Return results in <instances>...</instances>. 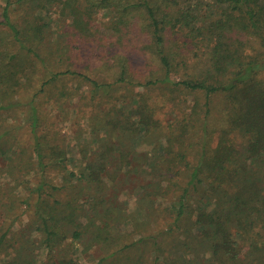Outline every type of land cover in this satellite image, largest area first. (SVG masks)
I'll return each instance as SVG.
<instances>
[{
	"label": "trees",
	"instance_id": "obj_1",
	"mask_svg": "<svg viewBox=\"0 0 264 264\" xmlns=\"http://www.w3.org/2000/svg\"><path fill=\"white\" fill-rule=\"evenodd\" d=\"M15 1L32 10L59 5L60 14L71 17L85 40L97 45L93 57L101 66L69 67L53 72L48 80L69 75L90 87L106 84L116 95L122 107L115 111L123 117H96L91 125L94 133H103L102 143L115 130L147 135L161 128L166 133L161 157L166 172L150 182V192L167 201L160 202L159 227L128 237L118 226L129 215L119 212L115 217L112 202L92 218L76 203L81 186L59 199L55 190L61 194L84 176L102 182L112 151L105 145L98 151L102 160L89 161L79 174L69 172L60 187H51L45 176L40 179L35 214L42 239L35 244L17 238L9 226L2 229L4 264H77L66 258L52 260L51 252L69 234L81 239L87 231L85 248L97 245L102 250L94 264H264V0ZM10 3L6 0L0 24L11 31L12 41L38 56L35 47L48 24L37 16L28 27L19 22L30 17L11 20ZM108 7V22L102 28L92 25L94 13ZM134 51L136 58L130 56ZM2 60L0 76L7 77L6 71L13 76L16 64L4 67ZM145 89L169 91V99H179L180 116L163 125L156 113L168 106L160 100L147 103ZM29 105L30 158L42 174L49 165L64 168L63 148L37 133V107L32 100ZM78 152L88 157L83 144ZM165 217L172 219L167 222ZM134 220V227L144 222ZM67 223L74 228L68 230ZM40 245L47 250L38 263Z\"/></svg>",
	"mask_w": 264,
	"mask_h": 264
},
{
	"label": "rangeland",
	"instance_id": "obj_2",
	"mask_svg": "<svg viewBox=\"0 0 264 264\" xmlns=\"http://www.w3.org/2000/svg\"><path fill=\"white\" fill-rule=\"evenodd\" d=\"M5 3L6 0H0V19ZM24 6L20 2L11 0L9 11L11 20L21 18L22 15L30 17L25 22H19L22 26L28 27L34 23L31 18L37 16L40 17L39 22L48 25L44 27L43 41L35 47L38 55L35 56L32 51L12 41L11 31L0 24V59H3L1 62L4 67L16 64L14 68L16 73L13 76L7 71V77L0 76V137L2 139L0 231L9 226L20 240L40 243L43 234L39 230L40 217L37 219L35 214L40 179L45 176L51 187H60L63 177H67L69 172L79 174L89 161L102 160L99 159L98 151L102 152L106 148L105 145L111 146L112 151L106 158V169L101 174L102 182L95 183L84 176L78 185L73 186L71 182L69 184L71 186L69 188L67 186L66 191L61 190V194L55 190L54 192L58 193L57 197L63 200L65 192L68 193L69 189H72V193L75 194L81 186L82 190L76 203L82 205V209L89 212V217L92 218L95 213L102 211L103 206L107 207L112 202L111 207L115 217L119 212L129 215L118 226L123 231L129 232L128 237L159 227L163 219L160 210L163 205L160 202L167 200L151 194L153 183L150 182H155L158 176L166 172L161 160L166 133L163 134L161 128L147 135L143 132L133 134L115 130L111 131L107 141L102 143L103 133H94L91 125L96 124V117L103 119L107 115L113 118L123 117L115 111L122 107L116 95L110 92L106 84L93 86L94 90H92L93 87H90L87 81L69 75L62 80L52 82L48 80L53 72L69 67L86 69L89 63L101 66L97 57H93L98 51L97 45L85 40L73 26L71 17L65 18L60 14L59 5L54 3V6L36 7L34 10ZM109 13L111 14L109 7L100 10L99 13L95 12L92 25L96 23L102 28L108 22ZM30 31L31 29L27 32ZM109 33L112 31L110 30ZM135 54L136 51L131 52L130 56L136 58ZM68 56L72 57V60H69ZM138 63L141 65L144 62ZM139 89L142 90L137 88L138 91ZM143 93L147 103L154 105L160 100L168 106L156 113L163 125L170 119L180 116L181 110L177 109L179 99L178 102L169 99L167 97L169 91L145 89ZM187 94L189 98H193L191 94ZM31 100L37 107L39 117L37 133L45 135L54 145L63 148L65 157L61 165H64V168L56 169L49 165L42 174L37 162L33 163L30 158L31 155L34 156L30 152L31 134H29L27 117ZM180 107L184 108V104ZM82 144L88 153L86 158L78 152ZM95 153L97 155H94ZM122 153L126 155L122 156ZM48 161L45 157L44 162ZM151 167H155V173ZM168 173L173 174V172ZM59 207L62 209V205ZM134 219L144 222L139 227L136 225L134 227L132 225ZM171 219L166 218L165 221ZM81 220H88L87 225L91 223L84 215H81ZM72 228L74 225L67 223V229ZM88 233L85 232L81 239H73L69 234L64 240L55 243L51 252L52 260L66 258L76 261L77 264H94L102 250L97 245L92 249L85 248L84 242ZM46 250V247L40 245L36 254L38 263L45 259ZM4 259L3 254L0 255V264H4Z\"/></svg>",
	"mask_w": 264,
	"mask_h": 264
}]
</instances>
